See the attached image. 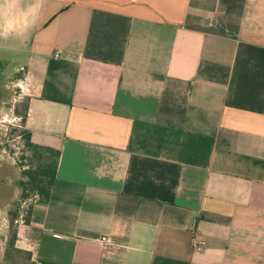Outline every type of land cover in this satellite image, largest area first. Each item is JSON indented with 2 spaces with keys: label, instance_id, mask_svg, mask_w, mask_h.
I'll use <instances>...</instances> for the list:
<instances>
[{
  "label": "crops",
  "instance_id": "crops-1",
  "mask_svg": "<svg viewBox=\"0 0 264 264\" xmlns=\"http://www.w3.org/2000/svg\"><path fill=\"white\" fill-rule=\"evenodd\" d=\"M40 3L0 41L32 145L56 157L18 248L34 264H264V0Z\"/></svg>",
  "mask_w": 264,
  "mask_h": 264
},
{
  "label": "rangeland",
  "instance_id": "rangeland-1",
  "mask_svg": "<svg viewBox=\"0 0 264 264\" xmlns=\"http://www.w3.org/2000/svg\"><path fill=\"white\" fill-rule=\"evenodd\" d=\"M22 72L0 61V264H34L18 248L20 225L26 222L35 195L49 179L56 157L28 145L25 117L28 98L19 85ZM47 174V175H45ZM22 221V222H21ZM16 235L15 242L13 241Z\"/></svg>",
  "mask_w": 264,
  "mask_h": 264
},
{
  "label": "clouds",
  "instance_id": "clouds-1",
  "mask_svg": "<svg viewBox=\"0 0 264 264\" xmlns=\"http://www.w3.org/2000/svg\"><path fill=\"white\" fill-rule=\"evenodd\" d=\"M40 7V0L29 5H24L23 0H0V41L25 36Z\"/></svg>",
  "mask_w": 264,
  "mask_h": 264
},
{
  "label": "trees",
  "instance_id": "trees-1",
  "mask_svg": "<svg viewBox=\"0 0 264 264\" xmlns=\"http://www.w3.org/2000/svg\"><path fill=\"white\" fill-rule=\"evenodd\" d=\"M24 135H25V138H26V140H27L28 145H30V146L33 147L32 142H31V135H30V133H29V132H25ZM55 163H56V162H54V165H53L52 167L49 168V176H50V177H54V175H55V166H56ZM45 175H47V174H45ZM47 176H48V175H47ZM16 235H17V234H16ZM16 235L14 236V239H13L14 242H15V240H16ZM20 251L26 253V254L28 255L29 259L32 258V255H31L30 252H28V251H23V250H20Z\"/></svg>",
  "mask_w": 264,
  "mask_h": 264
},
{
  "label": "built area",
  "instance_id": "built-area-1",
  "mask_svg": "<svg viewBox=\"0 0 264 264\" xmlns=\"http://www.w3.org/2000/svg\"><path fill=\"white\" fill-rule=\"evenodd\" d=\"M100 245L105 248H111L115 245L114 240L109 236V235H101L98 239ZM198 248H200L199 246H197Z\"/></svg>",
  "mask_w": 264,
  "mask_h": 264
},
{
  "label": "flooded vegetation",
  "instance_id": "flooded-vegetation-1",
  "mask_svg": "<svg viewBox=\"0 0 264 264\" xmlns=\"http://www.w3.org/2000/svg\"><path fill=\"white\" fill-rule=\"evenodd\" d=\"M3 93V87L0 88V94ZM1 184V183H0ZM2 202V189L0 187V203Z\"/></svg>",
  "mask_w": 264,
  "mask_h": 264
}]
</instances>
